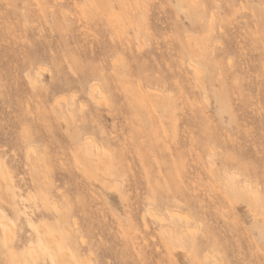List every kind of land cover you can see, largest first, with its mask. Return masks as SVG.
<instances>
[{"label":"rangeland","instance_id":"rangeland-1","mask_svg":"<svg viewBox=\"0 0 264 264\" xmlns=\"http://www.w3.org/2000/svg\"><path fill=\"white\" fill-rule=\"evenodd\" d=\"M1 217L0 264H264V0H0Z\"/></svg>","mask_w":264,"mask_h":264},{"label":"bare ground","instance_id":"bare-ground-1","mask_svg":"<svg viewBox=\"0 0 264 264\" xmlns=\"http://www.w3.org/2000/svg\"><path fill=\"white\" fill-rule=\"evenodd\" d=\"M192 1H194V0H192ZM194 3V2H193ZM190 67H191V70L196 74V75H199V68L197 67V66H195V65H193V64H191L190 65ZM37 75L38 76H40L41 75V72L40 71H38L37 72ZM28 81L32 84V85H35L36 84V78L35 77H33L30 73L28 74ZM88 96L90 97V99L91 100H93L92 102H95L97 105H100V104H102V100H103V98H104V96H103V92H101L100 90H99V88H98V86H92L91 88H89V92H88ZM75 97L73 96V98H72V101L73 100H75L74 99ZM207 99V98H206ZM68 104V103H67ZM83 105L84 104H82L81 106L83 107ZM68 112H71L70 110H68ZM69 114V113H68ZM85 146H89V147H91L88 151L84 148L85 146H81V148H80V150H79V153L81 154L80 156L82 157V160L83 161H85L90 167H92V166H95V163L94 162H92L93 160L95 161V159H96V157L99 159H103L102 160V162H105V160H104V158H103V154H104V152L106 151V149L104 148V147H102V146H100V145H98L97 143H95L93 140H91V139H89V140H87V141H85ZM86 154H93V155H95V157L93 158V157H89V156H87ZM101 162V163H102ZM103 178H105V177H103ZM102 178V179H103ZM101 179V180H102ZM110 180V179H109ZM102 182H103V180H102ZM114 182V181H113ZM112 182V183H113ZM118 181H116V183H117ZM105 184H106V182H105ZM104 184V185H105ZM108 184H111V180H110V182L108 181V183L106 184V186L107 187H109L108 186ZM117 185V184H116ZM110 186H113V185H110ZM245 187H246V191L247 192H255L256 193V191L254 190V188H252L250 185H249V183H246L245 184ZM110 188H112V187H110ZM119 188V187H118ZM116 189V188H115ZM56 207V206H55ZM57 208V207H56ZM151 214H152V216L153 217H155V219L158 221V223L160 224V227H161V230L163 231V232H167V231H169V233L171 234L172 232H174L175 233V225L174 224H170V221H173V220H175L176 218H178L179 217V219L180 218H182V217H180V214L178 213V212H176V211H172V210H170L169 212H168V216H164V215H160V214H157L156 212H151ZM152 217V218H153ZM4 217H1V221H0V226H1V229H2V233L4 234V236L5 237H7V238H9V232L12 230L10 227H8V226H10L9 224H7V221H6V223L2 220ZM189 219V218H188ZM188 219H187V222H188ZM186 220V219H185ZM186 222V223H187ZM10 228V229H9ZM174 233H172V237L174 236ZM181 233H185V231L183 230ZM207 259H209V258H207ZM82 264H84V263H82Z\"/></svg>","mask_w":264,"mask_h":264}]
</instances>
